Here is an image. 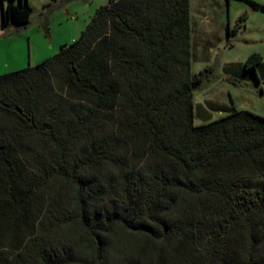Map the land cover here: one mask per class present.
<instances>
[{"label": "trees", "instance_id": "trees-1", "mask_svg": "<svg viewBox=\"0 0 264 264\" xmlns=\"http://www.w3.org/2000/svg\"><path fill=\"white\" fill-rule=\"evenodd\" d=\"M0 1L4 27L29 24ZM241 65L263 76L259 54ZM207 72L190 0H107L0 75V264H264V117L195 125Z\"/></svg>", "mask_w": 264, "mask_h": 264}, {"label": "rangeland", "instance_id": "rangeland-1", "mask_svg": "<svg viewBox=\"0 0 264 264\" xmlns=\"http://www.w3.org/2000/svg\"><path fill=\"white\" fill-rule=\"evenodd\" d=\"M9 0H3L6 5ZM30 22L16 30L4 27L0 12V75L52 57L64 44L79 38L95 11L107 0H27ZM1 11V1H0ZM193 17L192 60L194 74L206 69L202 87L194 93V104H201L213 121L232 111H248L264 117V72L258 82L251 71L242 68L252 54H259L264 65V0H191ZM230 30V35L227 30ZM211 102L213 105H207ZM207 103V104H206ZM194 124L204 121L196 116ZM263 181L246 183L250 191Z\"/></svg>", "mask_w": 264, "mask_h": 264}, {"label": "crops", "instance_id": "crops-1", "mask_svg": "<svg viewBox=\"0 0 264 264\" xmlns=\"http://www.w3.org/2000/svg\"><path fill=\"white\" fill-rule=\"evenodd\" d=\"M15 3L18 2V0H14ZM190 24H191V44H192V60L194 58V54H195V49H196V44L195 43H192V29H193V17L191 16V0H190ZM27 64L29 65H33L32 61H31V53L29 52V56H28V60H27ZM207 104V103H206ZM208 106L209 105H213L211 102H209L207 104ZM194 107L196 108L197 112H196V116H198L199 118H201L203 121H205L207 118H208V113L207 111L203 108V106L201 104H194ZM224 116V115H221V117ZM220 118V117H219Z\"/></svg>", "mask_w": 264, "mask_h": 264}]
</instances>
